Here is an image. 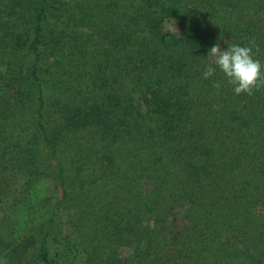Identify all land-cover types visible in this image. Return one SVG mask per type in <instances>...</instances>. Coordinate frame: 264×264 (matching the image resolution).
Listing matches in <instances>:
<instances>
[{
	"label": "trees",
	"instance_id": "1",
	"mask_svg": "<svg viewBox=\"0 0 264 264\" xmlns=\"http://www.w3.org/2000/svg\"><path fill=\"white\" fill-rule=\"evenodd\" d=\"M216 44L264 65V0H0V258L264 264V90Z\"/></svg>",
	"mask_w": 264,
	"mask_h": 264
},
{
	"label": "clouds",
	"instance_id": "2",
	"mask_svg": "<svg viewBox=\"0 0 264 264\" xmlns=\"http://www.w3.org/2000/svg\"><path fill=\"white\" fill-rule=\"evenodd\" d=\"M208 64L202 72V78H211L217 68L223 73L236 96H251L256 91L264 90V65L254 56V45H228L224 50L219 44L211 47ZM219 89L221 85L215 83Z\"/></svg>",
	"mask_w": 264,
	"mask_h": 264
},
{
	"label": "rangeland",
	"instance_id": "3",
	"mask_svg": "<svg viewBox=\"0 0 264 264\" xmlns=\"http://www.w3.org/2000/svg\"><path fill=\"white\" fill-rule=\"evenodd\" d=\"M14 224H16L18 227L23 225V222L20 220L19 217H14ZM29 228V227H28ZM27 231V228H26ZM37 236L31 231V228H29V232L27 231L26 238L21 239L18 246V255H16L14 258L5 255V260H2L0 258V263L4 264H18L19 261L25 256L26 253H28L32 247L35 246V242L37 241Z\"/></svg>",
	"mask_w": 264,
	"mask_h": 264
}]
</instances>
